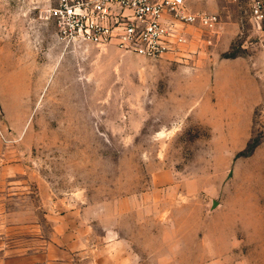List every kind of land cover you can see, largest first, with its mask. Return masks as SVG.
I'll return each mask as SVG.
<instances>
[{"label": "rangeland", "instance_id": "374dc122", "mask_svg": "<svg viewBox=\"0 0 264 264\" xmlns=\"http://www.w3.org/2000/svg\"><path fill=\"white\" fill-rule=\"evenodd\" d=\"M252 2L212 0L218 28L147 58L0 0V264H264Z\"/></svg>", "mask_w": 264, "mask_h": 264}, {"label": "built area", "instance_id": "2783aa9c", "mask_svg": "<svg viewBox=\"0 0 264 264\" xmlns=\"http://www.w3.org/2000/svg\"><path fill=\"white\" fill-rule=\"evenodd\" d=\"M48 14L62 43L115 46L147 58L179 51L187 25L221 24L218 13L193 11L187 0H55ZM252 14L264 20V0H253Z\"/></svg>", "mask_w": 264, "mask_h": 264}, {"label": "crops", "instance_id": "0c3cea01", "mask_svg": "<svg viewBox=\"0 0 264 264\" xmlns=\"http://www.w3.org/2000/svg\"><path fill=\"white\" fill-rule=\"evenodd\" d=\"M189 7L193 11H207L210 9V2L212 0H187ZM261 40L263 42V55H264V20L262 21Z\"/></svg>", "mask_w": 264, "mask_h": 264}, {"label": "water", "instance_id": "95a60500", "mask_svg": "<svg viewBox=\"0 0 264 264\" xmlns=\"http://www.w3.org/2000/svg\"><path fill=\"white\" fill-rule=\"evenodd\" d=\"M216 206H218V202L216 200L213 201V207L215 208Z\"/></svg>", "mask_w": 264, "mask_h": 264}, {"label": "trees", "instance_id": "16d2710c", "mask_svg": "<svg viewBox=\"0 0 264 264\" xmlns=\"http://www.w3.org/2000/svg\"><path fill=\"white\" fill-rule=\"evenodd\" d=\"M249 147H250V151H251V149H252L253 145H249Z\"/></svg>", "mask_w": 264, "mask_h": 264}]
</instances>
